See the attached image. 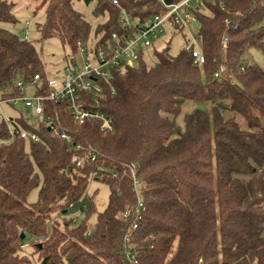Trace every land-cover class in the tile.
<instances>
[{
  "label": "trees",
  "instance_id": "trees-1",
  "mask_svg": "<svg viewBox=\"0 0 264 264\" xmlns=\"http://www.w3.org/2000/svg\"><path fill=\"white\" fill-rule=\"evenodd\" d=\"M35 1V12L45 13L39 40L56 38L72 51L94 37L132 36L135 27L120 23L123 10L137 26L165 11L161 0H96L94 16L106 21L93 33L75 9L79 0ZM15 7L0 0V23H17ZM195 13L206 62L194 65L190 50L172 56L168 47L153 46L154 67L145 63L143 49L134 68L113 70L101 108L114 120V132L76 124L66 106L52 102L46 114L60 117L72 143L44 121L0 119V264H131L127 236L142 264H264V70L244 63L252 48L264 51V0H204ZM37 74L43 86L34 92L47 94L48 75L34 42L0 27V101L24 95L17 82ZM206 103L178 124L184 105ZM21 129L40 141L22 138ZM90 149L97 160L77 166L76 155ZM91 179L109 185V201L102 211L93 203L78 221L71 213ZM35 189L37 200L30 203ZM139 198L145 210L133 231V217L122 215ZM30 238L38 242L23 249Z\"/></svg>",
  "mask_w": 264,
  "mask_h": 264
},
{
  "label": "built area",
  "instance_id": "built-area-1",
  "mask_svg": "<svg viewBox=\"0 0 264 264\" xmlns=\"http://www.w3.org/2000/svg\"><path fill=\"white\" fill-rule=\"evenodd\" d=\"M142 2L144 0H135ZM204 0H172L167 3V0H161L165 6V11L151 17L146 23L137 26V22L125 10L122 11L120 23L123 28L131 29L135 27L134 34L127 38L113 34L111 39L101 41L100 39L92 38L87 43L80 42L78 44V52L83 59V66L79 69L75 59H71V64L64 70V75L60 78L47 79L49 92L47 94H34L28 96L10 97L0 101V105L8 104L13 108L23 107L22 110H30L32 114L39 118V121L46 122L49 129L56 137L64 139L69 143L73 142V138L69 133L62 130V121L58 115H47L46 104L52 102L55 105H64L68 109L70 117L76 124L92 123L98 124L100 131L103 133H112L115 130L114 120L108 116L101 108V99L104 96V84L111 82L110 78L113 70L134 68L140 59V50L155 46V41L161 35L167 33V27L177 29L183 27L196 33L195 39L200 41L198 34L199 17L195 13V9L203 3ZM114 3L119 5V1ZM24 29V33L28 36L29 29ZM224 44H227L225 40ZM188 50L193 56V64L202 66L206 62V58L201 50H198L194 44ZM242 70L245 68L242 67ZM224 69L221 68L215 73V77H220ZM41 76L35 75L30 82L19 80L16 86L24 91L27 85L34 88V91L43 84L40 83ZM13 90V89H12ZM0 119L15 123L14 118H5L0 115ZM14 134V130L11 129ZM22 138H31L34 141H40L39 135L29 133L23 129L17 131ZM1 143V142H0ZM76 150H81L78 145ZM98 158V153L90 149L85 155L77 154L75 157L76 165L83 166L86 161H95ZM133 175L135 185L138 187L140 182L136 175V166L130 164L128 166ZM116 176V174H115ZM145 210V205L139 198L138 204L134 209H129L123 213V220L127 221L133 217L132 230L138 228V222L142 219V213ZM90 235V232L87 233ZM38 242L37 239L30 238L24 242L21 247L29 248L32 243ZM126 257L131 264L140 263L137 253L134 250L132 238H125ZM33 260H37V256H32Z\"/></svg>",
  "mask_w": 264,
  "mask_h": 264
},
{
  "label": "rangeland",
  "instance_id": "rangeland-1",
  "mask_svg": "<svg viewBox=\"0 0 264 264\" xmlns=\"http://www.w3.org/2000/svg\"><path fill=\"white\" fill-rule=\"evenodd\" d=\"M16 4L15 16L17 17V23L15 24H2L0 27H5L11 32L17 34L23 39H28L36 45L38 51L45 64V71L50 78H60L64 75V70L71 64V59H75L78 63L79 69L83 66V59L78 51H72L68 47H63L60 41L56 38L49 39L41 42L40 34L38 32V24L42 23L45 19L44 11L36 13V1L35 0H13ZM210 2V1H209ZM96 0H91L89 4L85 0H79L75 2V9L81 12L85 18L91 23L92 32L98 24L106 21L105 17H95L94 9L96 7ZM27 22H29L28 36L23 32L27 28ZM196 33H193L189 29H174L167 27V33L161 35L157 41H155V48L157 51H162L165 48H169L170 55L177 56L181 51L188 50L194 44L198 50L202 51L201 43L195 39ZM144 61L148 67H154L157 63L156 54L153 52V48L144 49ZM245 65H257L264 70V51L252 48L244 57ZM205 79V77H204ZM25 94L32 96L34 94V88L27 85L24 89ZM209 104H186L184 105L181 114L177 118V122L183 125V117L186 112L193 108L207 109ZM0 115L5 118H19L25 117L30 123L36 124L39 122V118L34 116L30 110H21L19 107L13 108L8 104L0 105ZM38 190L35 189L30 197L29 202L34 203L37 200ZM111 189L108 184L91 179L87 191L82 199V206L86 207L85 211H81V205L76 206V210L71 213L72 217L78 218L81 221L85 218L86 211L90 209L92 204H96L98 211H102L108 204ZM141 197V196H140ZM96 215H93L89 223L92 224L95 221ZM33 256V255H32ZM37 256V255H34ZM38 258V256H37ZM36 262V260H34Z\"/></svg>",
  "mask_w": 264,
  "mask_h": 264
},
{
  "label": "water",
  "instance_id": "water-1",
  "mask_svg": "<svg viewBox=\"0 0 264 264\" xmlns=\"http://www.w3.org/2000/svg\"><path fill=\"white\" fill-rule=\"evenodd\" d=\"M90 1H91V0H85V2H86L87 4H89ZM171 1H172V0H167V3H171ZM22 108H23V107H20L21 110H22ZM22 238H23V239L25 238V235H24V234L22 235Z\"/></svg>",
  "mask_w": 264,
  "mask_h": 264
}]
</instances>
